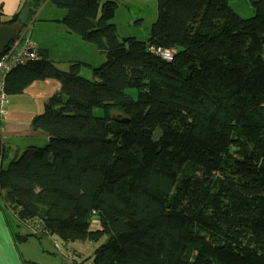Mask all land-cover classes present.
Segmentation results:
<instances>
[{
	"label": "trees",
	"instance_id": "trees-1",
	"mask_svg": "<svg viewBox=\"0 0 264 264\" xmlns=\"http://www.w3.org/2000/svg\"><path fill=\"white\" fill-rule=\"evenodd\" d=\"M48 1L104 62L90 80L42 58L7 74L8 96L61 87L31 121L46 144L0 170L2 207L93 245L91 264H264V0L246 19L230 0H155L145 41L117 36L114 2Z\"/></svg>",
	"mask_w": 264,
	"mask_h": 264
},
{
	"label": "crops",
	"instance_id": "crops-1",
	"mask_svg": "<svg viewBox=\"0 0 264 264\" xmlns=\"http://www.w3.org/2000/svg\"><path fill=\"white\" fill-rule=\"evenodd\" d=\"M45 1L41 0L40 3H31L30 9L33 8L32 24L33 20L38 19L40 13L45 11ZM25 0H0V14L2 20H7L20 12ZM49 13L48 15H50ZM65 14L60 17H46L41 22L45 25H52L51 27L61 28L65 27L60 21ZM60 18V19H57ZM40 21V20H38ZM63 25V26H62ZM36 30L41 31L42 28ZM64 30L67 36L70 33L67 28ZM46 31L44 32V34ZM37 47L38 58L47 59L52 62L59 70L64 71L63 68H69L72 62L86 63L83 59L77 57H71L70 48H64V53L68 58L65 61L60 62L56 55L52 54L57 45L49 47L44 43V39L37 37V41L34 42ZM65 66V67H63ZM68 71V70H67ZM64 71V72H67ZM60 83L55 79H45L42 81H34L28 85L21 94L6 96V104L3 108V114L0 115V170L6 169L9 163L15 160L26 148L31 146H43L46 144L48 138L38 131H33L31 128L32 119L43 113L45 102L55 93L60 91ZM2 197L0 196V264H69V258L73 257L75 260L70 264H74L76 261H83L85 264H91V258L93 254V247L89 255L90 259H83V253H86V243L80 242H65L63 241L59 233L50 235L41 231L40 237L29 236L26 239L16 240V236H22L20 231L16 228L19 226L15 220L14 225H11L10 215L6 208L2 205ZM5 208H3V207ZM12 218V217H11ZM28 234V233H27ZM26 234V235H27ZM38 234V235H39ZM34 238L41 241L43 238L49 239L53 243V250H45V246L41 242L31 240ZM32 241V242H31ZM50 247V246H49Z\"/></svg>",
	"mask_w": 264,
	"mask_h": 264
},
{
	"label": "rangeland",
	"instance_id": "rangeland-1",
	"mask_svg": "<svg viewBox=\"0 0 264 264\" xmlns=\"http://www.w3.org/2000/svg\"><path fill=\"white\" fill-rule=\"evenodd\" d=\"M101 3L105 1H111L116 3V10L114 13V17L112 19V24L115 26L117 31V36L119 38H126V37H133L138 41H145L148 38L149 29L151 25L157 19V3L155 0H99ZM45 11L40 13L38 19L33 20L32 24L30 21L32 18L30 17L26 27L22 30L26 32L25 37L29 38L31 41L36 42L37 37L44 39V43L49 47H53V45H57L58 48L52 52V54L56 55L57 59L60 62H63L68 58L67 54L64 53V48H70L71 57L72 59L77 57L78 59L85 60L86 63L91 64L92 67H81L79 75L85 79H92V68H96L101 63L104 62V57L97 51L95 45L90 43L83 42L80 37H78L74 33H68L67 36L66 32L63 28H53L52 25H45L41 22L46 17H60L61 15L65 14L64 9L57 8L54 4L49 2L48 0L45 1ZM229 5L231 9L241 18H250L253 15V10L248 0H230ZM51 13L50 15H48ZM60 19V18H57ZM40 20V21H38ZM37 24H39V28H42L41 31H37L38 28ZM63 26V25H62ZM46 33L44 34V32ZM66 34H65V33ZM65 67V66H63ZM64 71L69 70V68H63ZM94 115L99 116L100 110L95 109L93 110ZM2 205L4 206L3 199ZM8 214L10 217V221L12 222L11 225L16 224L15 216H12L9 210ZM15 220V221H13ZM97 224L94 223L92 226L95 227ZM92 227V228H93ZM18 231L21 234L26 235L28 230L22 226H16ZM31 240H35L37 242H41L45 246V250H53V243L49 239L43 238L41 241H38L34 238ZM32 242V241H31ZM87 247L86 253H83V259H90L89 253L92 251L93 245H89L88 243L85 244ZM50 246V247H49Z\"/></svg>",
	"mask_w": 264,
	"mask_h": 264
},
{
	"label": "built area",
	"instance_id": "built-area-1",
	"mask_svg": "<svg viewBox=\"0 0 264 264\" xmlns=\"http://www.w3.org/2000/svg\"><path fill=\"white\" fill-rule=\"evenodd\" d=\"M23 30V29H22ZM25 30L18 32L17 36L10 41L6 48L0 53V115L3 114V108L6 104V94L4 92V83L7 74L18 66L26 65L38 58L36 44L25 37ZM151 51L158 54L162 59L171 61L173 54L169 49L160 47H149ZM30 234L38 235L41 230V221L37 219H23L19 221ZM73 258H69V264Z\"/></svg>",
	"mask_w": 264,
	"mask_h": 264
},
{
	"label": "water",
	"instance_id": "water-1",
	"mask_svg": "<svg viewBox=\"0 0 264 264\" xmlns=\"http://www.w3.org/2000/svg\"><path fill=\"white\" fill-rule=\"evenodd\" d=\"M41 0H25V3L20 10L17 23L12 26H0V53L6 48L12 39H14L19 31V28L27 23L31 3H40ZM121 122H128L127 119L120 120ZM159 137V131L155 130L153 140Z\"/></svg>",
	"mask_w": 264,
	"mask_h": 264
}]
</instances>
